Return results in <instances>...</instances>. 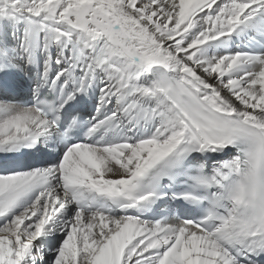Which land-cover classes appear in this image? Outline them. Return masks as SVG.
<instances>
[{"label": "snow or ice", "instance_id": "obj_1", "mask_svg": "<svg viewBox=\"0 0 264 264\" xmlns=\"http://www.w3.org/2000/svg\"><path fill=\"white\" fill-rule=\"evenodd\" d=\"M0 264H264V0H0Z\"/></svg>", "mask_w": 264, "mask_h": 264}]
</instances>
